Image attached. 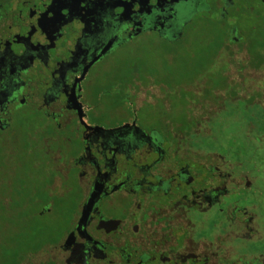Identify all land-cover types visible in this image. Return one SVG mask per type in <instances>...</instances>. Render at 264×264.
<instances>
[{"label":"flooded vegetation","instance_id":"af4514ba","mask_svg":"<svg viewBox=\"0 0 264 264\" xmlns=\"http://www.w3.org/2000/svg\"><path fill=\"white\" fill-rule=\"evenodd\" d=\"M183 8L227 27L236 63L212 71L239 100L261 96L264 106L253 78L264 66L246 65L239 47L245 26L264 22V0H0V142L36 120L25 132L41 152L33 172L8 180L22 188L0 197V214L25 218L0 222L14 231L19 264H264L256 148L216 142L201 107L188 118L193 130L175 122L172 95L159 86L109 83L118 51L183 37ZM116 87L126 89L118 109L106 93ZM31 220L36 242L19 248L13 236L30 240Z\"/></svg>","mask_w":264,"mask_h":264},{"label":"trees","instance_id":"16d2710c","mask_svg":"<svg viewBox=\"0 0 264 264\" xmlns=\"http://www.w3.org/2000/svg\"><path fill=\"white\" fill-rule=\"evenodd\" d=\"M206 25H218L222 29L226 30L225 35L213 36L208 41V45L203 46L198 51L187 52L186 56L177 57L175 49L166 48V54L173 55L175 60L170 63L167 58L163 59L160 65L154 66L149 63L140 61L139 63H133L124 65L122 71L117 72L116 76H109V83H119V84H141L143 88H148L151 85L159 86L164 92L171 93L172 96H168L172 101V107L174 108V115L177 117L174 121L178 123H187L191 126L190 130H193V125L197 122L189 120L188 118H193L195 113V107L204 110L207 117L215 118L219 117L220 113L228 112V118H234L244 123L247 129L246 136L251 138V134L264 133V106L262 105L261 96H255L248 101L239 100L240 90L225 87L227 80L224 78L220 71H212V69L219 68V61H221L226 68L236 63V58L230 49L226 47L227 44V27L222 26L220 21L215 19L210 21H202ZM243 34L246 40L240 44V50H245L247 52L246 65L254 67L255 69H260L264 66V22H253L245 26V31ZM179 45L189 43V38L183 35L179 40L173 42ZM187 49V47H186ZM221 58V60H220ZM241 65V64H240ZM111 79V81H110ZM206 82V87L202 90L191 89L189 86H184L185 84H195ZM184 87L181 88L180 85ZM173 85H177L173 87ZM125 88L115 90V88H110V106L111 108L118 109L121 102L125 99L123 93ZM178 92L181 94L177 95ZM167 97V98H168ZM260 99V100H259ZM37 122L36 120L29 121L27 124L23 125L19 122V130L22 133L19 139L14 141H4L0 142V197H6L10 188H14L17 191L18 188H22V185L17 183H8V180H22L26 173L29 171H34L33 164L39 163L41 152L38 149L39 144L31 142L27 131L35 130L33 124ZM207 124V123H206ZM207 132L212 133L207 127L205 128ZM26 131V132H25ZM253 134V135H254ZM209 135V136H210ZM211 137V136H210ZM208 137V138H210ZM213 138V136L211 137ZM252 139V138H251ZM264 140H262L263 142ZM258 146L260 147V141ZM257 146V147H258ZM29 147L36 151L29 153ZM253 147V146H252ZM35 171H37L35 169ZM13 198V201L17 205H22L23 198L20 196ZM19 201V202H18ZM7 211L5 207L0 208V211ZM4 224L13 221L15 227H17V222L19 221L22 225L25 218L23 216L15 217L10 219L8 217L0 214V222ZM33 221L31 220V225ZM5 227V225H4ZM22 228V227H20ZM18 237L17 234L13 236V242L19 248L25 243H30L31 245L36 242L35 238L37 236V231H34V226L32 225V231L30 235V240H26V237L21 233ZM40 246H29L31 253H37ZM21 250V249H20ZM22 251V250H21ZM18 252H20L18 250ZM6 264H19L18 260L21 257L17 255L10 256Z\"/></svg>","mask_w":264,"mask_h":264},{"label":"rangeland","instance_id":"374dc122","mask_svg":"<svg viewBox=\"0 0 264 264\" xmlns=\"http://www.w3.org/2000/svg\"><path fill=\"white\" fill-rule=\"evenodd\" d=\"M191 8H183V12L185 17L190 18L191 23L188 26V28L185 31V36L189 38V43L186 45L185 43L175 45L173 43H167L165 44L163 41L157 38L156 36H149L147 38L141 39L136 46H129L127 48H124L116 53V55L106 64L108 71V76H116L117 72L122 71L124 68V65L133 64V63H139L140 61H143L145 63H149L151 66L153 65L154 68L157 65H160L163 61V59L170 61L172 63L175 58L173 55L169 56L166 54V48H172L175 49L177 57L180 56H186L185 54L187 52L192 51H198L203 46L208 45V41L210 38H213V36H222L225 35L226 30L222 29L217 24L215 25H206L203 23V14L204 13H195V11H191ZM211 19H215V16H212ZM166 47V48H165ZM187 47V49H186ZM201 47V48H199ZM243 57H240V60H242ZM221 60V58H220ZM224 66V64L219 61V68ZM217 69V68H215ZM253 78L255 80V91H257L258 86H263L264 84V72H255L253 75ZM111 81V79H110ZM112 84V82H110ZM119 83H113V85H117ZM153 85L149 86L152 87ZM177 86V85H175ZM173 85V87H175ZM181 88L184 86H188V84H185L184 86L181 84ZM120 89V88H119ZM118 87H116L115 90H119ZM262 94V100L264 104V91L258 90ZM148 91L143 90L142 99H144L147 95H145ZM155 93H158L159 90L153 91ZM181 94V92H178L177 95ZM173 101V100H172ZM171 101V102H172ZM27 119V118H26ZM214 118V121L208 122L206 124V127L212 131L211 137L213 136L214 140L218 143L227 145L229 142L232 143L233 140H235V143L241 147H248L253 148L254 146L256 148L254 156H257L259 159L256 160V169L259 170V176L261 179H264V133L256 135L254 133L251 134V138H248L246 136V126L244 123L240 122L239 120L228 118V112H221L218 119ZM27 122H20V124H27ZM29 124V123H28ZM36 127V125H33V128ZM254 134V135H253ZM232 140V141H231ZM262 144L260 147L258 146V142ZM230 144V143H229ZM258 146V147H257ZM38 225L37 220L35 221ZM5 228H2L0 225V236L3 233V231L6 233ZM14 232V231H13ZM12 233L7 234L6 242L2 243L3 246L0 245V264H6L8 259L13 255L14 252L11 250L12 247L8 246L12 241ZM4 236V235H3ZM2 236V238H3ZM8 237L10 239H8ZM14 248V247H13Z\"/></svg>","mask_w":264,"mask_h":264}]
</instances>
